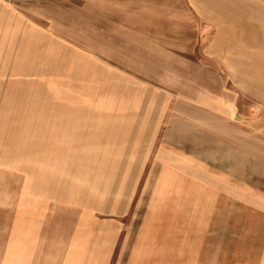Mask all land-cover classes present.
Instances as JSON below:
<instances>
[{
	"label": "rangeland",
	"instance_id": "1",
	"mask_svg": "<svg viewBox=\"0 0 264 264\" xmlns=\"http://www.w3.org/2000/svg\"><path fill=\"white\" fill-rule=\"evenodd\" d=\"M211 1L0 0V264H264V15Z\"/></svg>",
	"mask_w": 264,
	"mask_h": 264
},
{
	"label": "crops",
	"instance_id": "2",
	"mask_svg": "<svg viewBox=\"0 0 264 264\" xmlns=\"http://www.w3.org/2000/svg\"><path fill=\"white\" fill-rule=\"evenodd\" d=\"M214 1V13H220L222 22L225 24L223 27L230 28L234 31L233 35L237 36L239 31L241 34L251 30H260L258 24L263 21L264 15V0H217ZM209 5H212L210 0ZM211 8V7H210ZM210 13V12H209ZM220 17V18H221ZM237 33H236V32ZM242 38V37H241ZM239 38V42H241ZM212 35L209 36V43L212 41ZM183 188V187H182ZM71 264H88V262H71ZM130 264H184L183 262H153V261H140L132 262Z\"/></svg>",
	"mask_w": 264,
	"mask_h": 264
},
{
	"label": "bare ground",
	"instance_id": "3",
	"mask_svg": "<svg viewBox=\"0 0 264 264\" xmlns=\"http://www.w3.org/2000/svg\"><path fill=\"white\" fill-rule=\"evenodd\" d=\"M166 176V175H165ZM171 179H173V180H175V181H173L176 185L178 184L179 185V180H178V178L176 179L175 177L173 178L172 176H169V175H167L166 176V179H165V181L162 183V184H164V186L166 187V186H169L170 187V185L169 184H171ZM178 181V182H177ZM182 186V185H181ZM180 186V187H181ZM183 187V186H182ZM167 188V187H166ZM168 194V191H162V192H160V195H165V194Z\"/></svg>",
	"mask_w": 264,
	"mask_h": 264
}]
</instances>
